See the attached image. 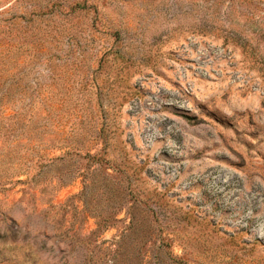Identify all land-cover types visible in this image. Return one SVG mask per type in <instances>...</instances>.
I'll use <instances>...</instances> for the list:
<instances>
[{
	"label": "rangeland",
	"instance_id": "obj_1",
	"mask_svg": "<svg viewBox=\"0 0 264 264\" xmlns=\"http://www.w3.org/2000/svg\"><path fill=\"white\" fill-rule=\"evenodd\" d=\"M0 264H264V0H0Z\"/></svg>",
	"mask_w": 264,
	"mask_h": 264
}]
</instances>
